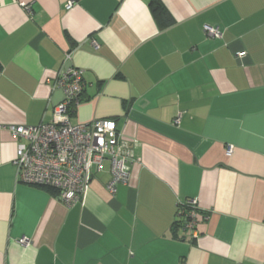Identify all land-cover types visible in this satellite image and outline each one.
Returning <instances> with one entry per match:
<instances>
[{
  "label": "crops",
  "instance_id": "1",
  "mask_svg": "<svg viewBox=\"0 0 264 264\" xmlns=\"http://www.w3.org/2000/svg\"><path fill=\"white\" fill-rule=\"evenodd\" d=\"M160 1L166 28L149 0H0V264H264V0ZM70 68L71 124L114 120L134 163L67 207L17 182L9 127L50 123Z\"/></svg>",
  "mask_w": 264,
  "mask_h": 264
},
{
  "label": "built area",
  "instance_id": "2",
  "mask_svg": "<svg viewBox=\"0 0 264 264\" xmlns=\"http://www.w3.org/2000/svg\"><path fill=\"white\" fill-rule=\"evenodd\" d=\"M73 1L67 4L70 9ZM30 15L28 6L24 7ZM210 37L217 31L204 27ZM240 54L235 55L239 58ZM70 55H65V61ZM83 72L74 68L61 69L54 87L61 90L63 99L53 109V120L36 127L10 126L9 131L17 140L13 164L18 183L51 188L58 200L69 207L86 189L94 174L103 171L108 163L110 182L107 192L113 196L119 186L130 180V166L134 163L130 141L121 138L114 120H95L85 124H71V116L80 103L84 90ZM232 147H227V155ZM178 221L191 236H196L197 206L194 201L179 205ZM25 239L20 244H27Z\"/></svg>",
  "mask_w": 264,
  "mask_h": 264
},
{
  "label": "trees",
  "instance_id": "3",
  "mask_svg": "<svg viewBox=\"0 0 264 264\" xmlns=\"http://www.w3.org/2000/svg\"><path fill=\"white\" fill-rule=\"evenodd\" d=\"M148 7L153 18L155 19L157 25L160 28H166L173 24V20L171 16L169 15V13L167 12V10L165 9V7L163 6L160 0H149ZM37 188L45 189L54 196L57 195V192L51 188H44V187H37ZM180 223H182V221H177L174 223V226H179Z\"/></svg>",
  "mask_w": 264,
  "mask_h": 264
}]
</instances>
